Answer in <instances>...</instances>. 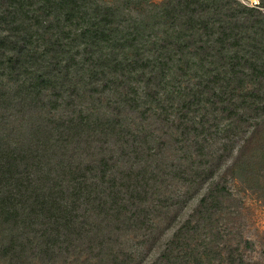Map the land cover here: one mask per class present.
<instances>
[{"label": "trees", "instance_id": "obj_1", "mask_svg": "<svg viewBox=\"0 0 264 264\" xmlns=\"http://www.w3.org/2000/svg\"><path fill=\"white\" fill-rule=\"evenodd\" d=\"M230 179L264 200V0H0V264H264Z\"/></svg>", "mask_w": 264, "mask_h": 264}, {"label": "rangeland", "instance_id": "obj_2", "mask_svg": "<svg viewBox=\"0 0 264 264\" xmlns=\"http://www.w3.org/2000/svg\"><path fill=\"white\" fill-rule=\"evenodd\" d=\"M160 1V0H154ZM240 2L247 5L258 4L259 0H239ZM139 90V89H138ZM147 119L143 121V125L148 128L146 122H149L150 112L147 111L146 114ZM134 120L138 119L134 117ZM175 144V143H174ZM168 158L171 160L173 164L177 166V164L185 165L187 160L184 158L186 151L181 150L179 145L176 143L173 148H167L166 151ZM187 154V153H186ZM175 184V189L177 193H182L183 186L177 183L175 180L173 181ZM229 187L232 190V193L241 199V213L238 216H234L229 221H223L222 226L226 224V228H228L226 237L231 239L233 243L240 241L241 239H250L255 242L254 250L250 253V257L255 260H264V245L260 242L261 231L264 230V200L259 197L257 194L251 191H245L246 185L237 182L236 180L228 181ZM197 196L187 198V201L182 204L179 208V211H175L176 221L180 222L182 219L186 217L188 212H190L191 208L197 201ZM165 222H161V228L164 227ZM173 228L167 229L164 228V235L168 236L172 232ZM125 247H132L136 249V255L138 258H142V264H149V261L154 256V251L157 245L150 246L147 242H141L139 237H133V235L124 237ZM141 242V243H140Z\"/></svg>", "mask_w": 264, "mask_h": 264}]
</instances>
